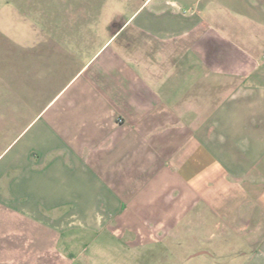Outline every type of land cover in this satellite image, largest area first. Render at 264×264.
<instances>
[{"label": "crops", "instance_id": "obj_1", "mask_svg": "<svg viewBox=\"0 0 264 264\" xmlns=\"http://www.w3.org/2000/svg\"><path fill=\"white\" fill-rule=\"evenodd\" d=\"M0 264H264V0H0Z\"/></svg>", "mask_w": 264, "mask_h": 264}, {"label": "rangeland", "instance_id": "obj_2", "mask_svg": "<svg viewBox=\"0 0 264 264\" xmlns=\"http://www.w3.org/2000/svg\"><path fill=\"white\" fill-rule=\"evenodd\" d=\"M176 55V54H175ZM175 63H177V62H175Z\"/></svg>", "mask_w": 264, "mask_h": 264}]
</instances>
